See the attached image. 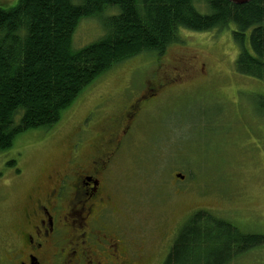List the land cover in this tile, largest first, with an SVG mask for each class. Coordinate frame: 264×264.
<instances>
[{"label":"rangeland","instance_id":"1","mask_svg":"<svg viewBox=\"0 0 264 264\" xmlns=\"http://www.w3.org/2000/svg\"><path fill=\"white\" fill-rule=\"evenodd\" d=\"M17 1L0 0V5L8 8ZM195 5L201 13L209 11L206 1ZM114 9L81 19L72 49L98 40ZM232 27L180 29L178 40L161 56L142 53L95 79L54 126L18 133L13 145L0 152V223L4 215H17L24 195L65 164L73 126L91 107L90 127L97 121L107 126L109 120L101 114L112 115L134 99L146 100L144 82L166 73L175 82L140 103V115L109 169L118 203L108 216L110 227L143 235L150 247L158 241L161 254L151 264L162 263L177 229L194 209L212 210L245 232L264 234V112L256 103V96L264 95V83L236 71ZM99 97L104 99L100 105ZM87 123L82 127L90 128ZM228 264H264V244Z\"/></svg>","mask_w":264,"mask_h":264},{"label":"trees","instance_id":"2","mask_svg":"<svg viewBox=\"0 0 264 264\" xmlns=\"http://www.w3.org/2000/svg\"><path fill=\"white\" fill-rule=\"evenodd\" d=\"M203 1L206 14L195 5ZM107 7L117 12L109 11L105 33L72 49L80 20ZM230 25L238 48L236 71L264 83V0H18L8 8L0 5V152L13 145L18 133L57 124L84 88L126 59L142 53L161 56L178 40L180 29ZM140 103L132 124L143 108ZM256 103L264 112V95L256 96ZM190 176L195 179L192 171ZM260 244L263 233L245 232L212 210L198 208L177 229L161 264H228Z\"/></svg>","mask_w":264,"mask_h":264},{"label":"flooded vegetation","instance_id":"3","mask_svg":"<svg viewBox=\"0 0 264 264\" xmlns=\"http://www.w3.org/2000/svg\"><path fill=\"white\" fill-rule=\"evenodd\" d=\"M168 77L162 73L156 81L144 82L146 98L175 82ZM138 100L112 115L101 114L107 116V126L97 121L90 127L92 108L73 126L65 164L24 195L17 215H4L0 264H151L156 253L160 256L158 241L150 247L145 236L121 233L108 219L118 205L109 169L132 127ZM86 122L90 128L82 127ZM16 172L23 174L19 167Z\"/></svg>","mask_w":264,"mask_h":264},{"label":"water","instance_id":"4","mask_svg":"<svg viewBox=\"0 0 264 264\" xmlns=\"http://www.w3.org/2000/svg\"><path fill=\"white\" fill-rule=\"evenodd\" d=\"M232 1H234V2H239V1H245V0H232ZM176 177L181 179V178L183 177V175H181V174H176Z\"/></svg>","mask_w":264,"mask_h":264}]
</instances>
